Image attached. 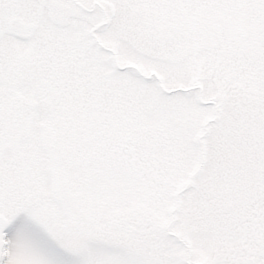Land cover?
Here are the masks:
<instances>
[{"label":"snow or ice","instance_id":"obj_1","mask_svg":"<svg viewBox=\"0 0 264 264\" xmlns=\"http://www.w3.org/2000/svg\"><path fill=\"white\" fill-rule=\"evenodd\" d=\"M0 264H264V0H0Z\"/></svg>","mask_w":264,"mask_h":264}]
</instances>
